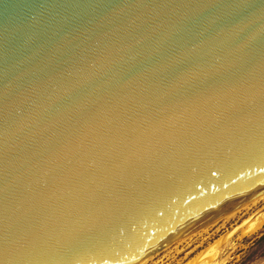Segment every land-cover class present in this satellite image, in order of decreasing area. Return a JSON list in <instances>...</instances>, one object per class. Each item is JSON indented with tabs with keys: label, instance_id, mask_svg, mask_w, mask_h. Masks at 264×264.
Wrapping results in <instances>:
<instances>
[{
	"label": "water",
	"instance_id": "95a60500",
	"mask_svg": "<svg viewBox=\"0 0 264 264\" xmlns=\"http://www.w3.org/2000/svg\"><path fill=\"white\" fill-rule=\"evenodd\" d=\"M263 191L264 0H0V264H135Z\"/></svg>",
	"mask_w": 264,
	"mask_h": 264
},
{
	"label": "rangeland",
	"instance_id": "374dc122",
	"mask_svg": "<svg viewBox=\"0 0 264 264\" xmlns=\"http://www.w3.org/2000/svg\"><path fill=\"white\" fill-rule=\"evenodd\" d=\"M135 264H264V200L212 219Z\"/></svg>",
	"mask_w": 264,
	"mask_h": 264
},
{
	"label": "bare ground",
	"instance_id": "6f19581e",
	"mask_svg": "<svg viewBox=\"0 0 264 264\" xmlns=\"http://www.w3.org/2000/svg\"><path fill=\"white\" fill-rule=\"evenodd\" d=\"M262 200H264V191H263L262 193H260L259 195L255 196L254 198L250 199L249 201L245 202L244 204L240 205L239 207L235 208V209L238 210L239 208L245 207V206L248 205L249 203L252 204V205H255V204L259 203V202L262 201ZM254 207H255V206H254ZM235 209H234V210H235ZM230 212H233V210L230 211ZM230 212H229V213H230ZM228 215H229V214H228ZM212 222H213V221H212ZM208 223H209V221H208ZM204 224H206V223H204ZM202 225H203V224H202ZM205 227H206V226H205ZM197 228H198V227H197ZM197 228H195V229H193V230H191V231H189V232H187V233H185V234L179 236V238H180V239H184V237H186L187 235L193 233L194 230H195V232H196V229H197ZM251 229H252V228H251ZM201 230H202V229H201ZM183 236H184V237H183ZM182 237H183V238H182ZM177 238H178V237H177ZM177 240H178V239H177ZM170 245H171V243L167 244L163 249L169 247ZM163 249H161V250H163Z\"/></svg>",
	"mask_w": 264,
	"mask_h": 264
}]
</instances>
